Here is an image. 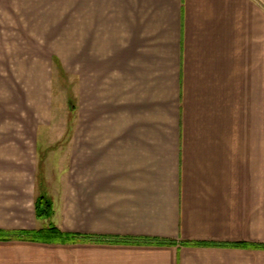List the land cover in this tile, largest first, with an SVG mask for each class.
<instances>
[{"label": "crops", "instance_id": "1", "mask_svg": "<svg viewBox=\"0 0 264 264\" xmlns=\"http://www.w3.org/2000/svg\"><path fill=\"white\" fill-rule=\"evenodd\" d=\"M12 3L18 28L76 30L74 129L39 219L42 135L22 113L0 264H264V0ZM50 225L74 242L18 237Z\"/></svg>", "mask_w": 264, "mask_h": 264}, {"label": "rangeland", "instance_id": "2", "mask_svg": "<svg viewBox=\"0 0 264 264\" xmlns=\"http://www.w3.org/2000/svg\"><path fill=\"white\" fill-rule=\"evenodd\" d=\"M13 8L12 0H0V158L4 163L25 162L21 150L12 155L10 149L24 142L23 114L30 106L29 116L42 135L36 187L45 193L46 173L57 174L59 166L69 164L73 148L76 30L18 28L21 13ZM51 56L58 61L50 64Z\"/></svg>", "mask_w": 264, "mask_h": 264}, {"label": "trees", "instance_id": "3", "mask_svg": "<svg viewBox=\"0 0 264 264\" xmlns=\"http://www.w3.org/2000/svg\"><path fill=\"white\" fill-rule=\"evenodd\" d=\"M51 199L44 194V192H40L34 201V212L35 216L39 219L48 218L51 214ZM18 237L27 238L30 240H60L61 242H74V234L64 233L60 231L56 226L50 225L48 228L35 230V231H22L19 232ZM9 238V235L0 231V239Z\"/></svg>", "mask_w": 264, "mask_h": 264}]
</instances>
